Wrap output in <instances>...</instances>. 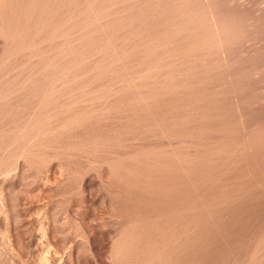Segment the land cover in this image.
Segmentation results:
<instances>
[{
	"label": "rangeland",
	"instance_id": "rangeland-1",
	"mask_svg": "<svg viewBox=\"0 0 264 264\" xmlns=\"http://www.w3.org/2000/svg\"><path fill=\"white\" fill-rule=\"evenodd\" d=\"M0 264H264V0H0Z\"/></svg>",
	"mask_w": 264,
	"mask_h": 264
}]
</instances>
